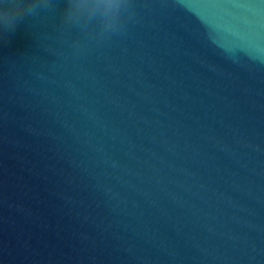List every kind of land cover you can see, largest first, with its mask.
<instances>
[{
  "label": "water",
  "instance_id": "1",
  "mask_svg": "<svg viewBox=\"0 0 264 264\" xmlns=\"http://www.w3.org/2000/svg\"><path fill=\"white\" fill-rule=\"evenodd\" d=\"M134 4L84 61L99 121L60 0L0 38V264H264V0Z\"/></svg>",
  "mask_w": 264,
  "mask_h": 264
},
{
  "label": "clouds",
  "instance_id": "2",
  "mask_svg": "<svg viewBox=\"0 0 264 264\" xmlns=\"http://www.w3.org/2000/svg\"><path fill=\"white\" fill-rule=\"evenodd\" d=\"M61 10L57 31L67 51L61 52V68L70 66L74 79L64 80L65 95L84 118L99 121L101 117L85 103V88L99 91V79L84 69V61L90 52L99 50L113 38L121 35L135 14L134 0H60ZM57 6V0H0V38L13 37L30 23L46 16ZM37 39H41L37 37ZM39 89L33 91L38 103L51 104L60 100L48 84L56 83L55 76L39 73ZM86 136L87 133H84ZM87 142V141H85ZM107 162V157L104 158Z\"/></svg>",
  "mask_w": 264,
  "mask_h": 264
}]
</instances>
